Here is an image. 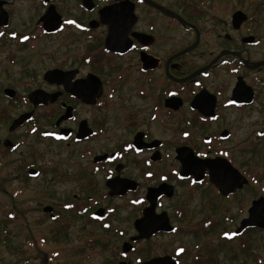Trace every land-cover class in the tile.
Returning a JSON list of instances; mask_svg holds the SVG:
<instances>
[{"label":"flooded vegetation","instance_id":"flooded-vegetation-1","mask_svg":"<svg viewBox=\"0 0 264 264\" xmlns=\"http://www.w3.org/2000/svg\"><path fill=\"white\" fill-rule=\"evenodd\" d=\"M230 1L0 0V53L7 49L11 65L32 62L43 41L54 38L57 46L64 45L62 66L44 72L41 85L19 103L26 110L12 119L1 117L0 162L23 146L18 131L30 126L36 138L72 147L71 153L85 159L90 170L79 185L81 194H74L79 202L75 216L119 237L127 235L119 223L132 224L128 241L117 252L109 250L116 253L117 264H132L129 255L142 242L212 232L217 220L195 219L206 207L191 205L194 191L229 200L250 184V171L234 160L246 153L245 134L240 133L252 118L254 127H260L256 140L264 143V43L254 16L231 7ZM237 13L246 20L235 26ZM22 51L29 56H20ZM53 70L61 72V83L44 79ZM33 92L56 98L34 105L29 100ZM2 94L20 101L10 86ZM23 115L29 118L12 129ZM189 152L197 160L192 171L202 174L198 179L182 174V159ZM199 161L208 164L201 168ZM221 161L247 181L226 195L212 183L225 182ZM12 164L15 178L16 172L36 178L42 171L34 163L22 171L15 160ZM257 173L264 175V167ZM258 199L251 201L247 214L241 204L243 217L235 218L239 224L233 238L264 231L247 227L237 232ZM50 208L43 212L55 220ZM209 208L210 216H217L219 207ZM220 214L222 222L231 219L227 208ZM138 221L142 235L135 227ZM183 252L136 264L164 257L180 264Z\"/></svg>","mask_w":264,"mask_h":264},{"label":"rangeland","instance_id":"rangeland-1","mask_svg":"<svg viewBox=\"0 0 264 264\" xmlns=\"http://www.w3.org/2000/svg\"><path fill=\"white\" fill-rule=\"evenodd\" d=\"M230 5L243 8L254 16L253 25L260 27L264 43V0H231ZM63 50L64 45L57 46L54 38L43 41L35 49L32 62L23 60L15 65L6 59L7 49L0 53V119H12L26 110L20 104L24 103L27 92L41 85L44 72L62 66ZM260 50L263 56V44ZM24 55L29 56L28 51L20 53V56ZM7 86L13 88L17 96L20 95V101L8 100L3 96L2 89ZM16 103H20V106H14ZM253 121L252 118L251 122H247L246 129L239 132L246 135V153L236 154L239 157L234 160L241 169L250 171V184L229 200L209 197L208 192L205 194L202 189L194 191L189 197L191 205L201 203L206 207L195 217L196 220H217L212 232L210 230V233L199 235L201 237L177 233L175 236L142 242L129 255L132 264L140 259L181 251L184 252L180 264H210L211 261L213 264H264V231H249L237 238L232 235L243 217L241 204L245 205L247 214L251 201L264 198V175L257 173L264 167V143L256 140L260 127L255 128ZM32 128L18 131V140L22 138L23 146L11 158L0 162V264H117L116 253L109 250L117 252L122 241H128L126 236L134 233L132 224L119 223V228L127 230L126 236L119 237L78 219L75 212L79 202L74 199V194H81L79 185L89 174L90 170L84 166L86 160L73 155L72 147L36 138ZM164 138L168 140V134L165 133ZM13 159L22 167L21 171L25 168L23 165L30 163L42 168V171L36 178L16 172L18 176L15 178ZM67 205L72 207L67 210ZM212 205L219 207L217 216H210L209 206ZM47 206L55 209V220L43 212ZM225 208L231 219L222 222L220 212ZM235 218L239 220L235 222ZM221 232H226L225 240L221 238ZM197 257L200 260L195 263Z\"/></svg>","mask_w":264,"mask_h":264},{"label":"water","instance_id":"water-1","mask_svg":"<svg viewBox=\"0 0 264 264\" xmlns=\"http://www.w3.org/2000/svg\"><path fill=\"white\" fill-rule=\"evenodd\" d=\"M235 22L233 25L238 26L241 24V22L246 20V16L237 13L234 16ZM44 79L49 82V83H61L62 82V75L60 71L53 70V71H48ZM11 93L9 91H6V94ZM10 96H13V94H9ZM56 98V96H46L45 94L41 92H33L29 95V100L34 104L37 105L39 103H46L48 99L50 101H53ZM29 118V115H23L19 117L17 120L14 121L12 125V129L15 128L16 126L22 124L24 120H27ZM190 153V152H189ZM197 160H195L192 156L191 153L187 154V158L182 159V164H183V169H182V174H190L192 173L195 177V179H198L202 176L200 172H193L192 169L196 167L195 163ZM200 162V161H199ZM216 162V161H214ZM194 163V164H193ZM201 168H205L206 164H208L206 161L200 162ZM221 163L224 164V175L226 176L225 182H221L220 180L214 179L212 183L219 188L220 192L223 195H226L228 193L234 192L235 190L239 189L242 187V185L246 184L247 181L239 175L237 171L232 169L225 161H221ZM215 167L218 166L217 162L214 164ZM34 173V172H30ZM162 188V187H161ZM158 192V191H156ZM114 193L110 192V195H113ZM51 208L46 207L44 208V212H50ZM135 227L140 232L142 235V222L138 221L135 223ZM247 227H259L264 230V198H260L256 201L253 202L252 207L248 211V217L241 222V225L238 229V233L241 232L243 229ZM170 230V229H169ZM141 236L135 238L139 239ZM123 264V263H121ZM143 264H176L174 263L169 257H164V258H159V259H154L149 262H145Z\"/></svg>","mask_w":264,"mask_h":264},{"label":"snow or ice","instance_id":"snow-or-ice-1","mask_svg":"<svg viewBox=\"0 0 264 264\" xmlns=\"http://www.w3.org/2000/svg\"><path fill=\"white\" fill-rule=\"evenodd\" d=\"M66 23L72 24V23H75V22H74V21H66ZM0 35H2V34H0ZM24 39L26 40V39H28V38L25 37ZM185 135H187V133H186ZM149 175L151 176V173H149ZM165 179H166V178H165Z\"/></svg>","mask_w":264,"mask_h":264}]
</instances>
